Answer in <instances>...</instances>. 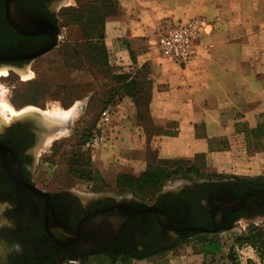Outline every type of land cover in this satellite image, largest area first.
Returning <instances> with one entry per match:
<instances>
[{"label": "rangeland", "instance_id": "1", "mask_svg": "<svg viewBox=\"0 0 264 264\" xmlns=\"http://www.w3.org/2000/svg\"><path fill=\"white\" fill-rule=\"evenodd\" d=\"M55 11L59 37L53 48L33 60L23 62L26 65H16L17 69L0 64V67H5V72L0 73V96L11 107V113L9 108L4 110L5 117L0 112V134L11 126L29 127L25 122L16 121L23 117H34L35 120L29 119V123L34 125L31 127L33 130L37 125L40 129L43 127L41 121H45L46 126H55L52 130L38 132L40 139L31 146L33 157L29 167L32 183L44 192H67L81 202L97 194H112L119 201L133 204L136 199L132 193L117 192L114 186L115 173L120 168L115 165L119 160L116 155L126 156L124 148L111 146L108 139L103 148L91 152L86 147V141L100 111L106 106L113 108L112 120L117 126L116 106L122 101L123 94L117 90V86H120L123 75L136 78V92L140 91L143 96L141 111L147 112L148 83L153 80L148 62L166 59L161 57L156 46L159 24L151 27L146 35H141L137 49L130 53L131 63L119 64L106 44L105 34L103 39L98 37V33L105 28L106 19L118 13L114 0H62L55 5ZM102 45L105 47L102 48ZM138 60L143 61L140 67L136 65ZM131 101L132 107L136 108L134 100ZM53 110L66 115L51 118L50 114H57ZM144 122L137 119V125L145 129L150 141L154 130L150 123ZM260 122L264 124V119ZM3 125L6 126L2 128ZM249 137L248 133L243 134L242 146L236 147L238 159H234L235 163L230 164L229 168L215 167L212 164L217 165L219 161L213 160L212 163L210 156L202 157L194 162L200 175L180 172L164 182L160 193L178 190L186 183L199 182L204 178L251 177L252 174L264 172V131L257 137ZM148 147L151 158L155 155L154 149ZM92 154L97 155L94 160ZM218 158L223 162L229 159L224 156ZM210 168H218L223 173L218 175L207 171ZM82 169L92 170L93 178L82 177ZM105 199L113 200L102 197L91 201ZM144 199L148 205L153 203L152 197ZM5 206L4 203L0 205V225L10 223ZM230 227L223 231L194 234L177 242L173 248L190 255L200 253L201 242H215L219 250L215 254L201 256L203 264H264V217L241 219ZM7 252V246L0 242V263H4ZM171 254H175V251ZM81 259L85 264H110V259L99 253L86 254ZM72 260L77 259L74 257Z\"/></svg>", "mask_w": 264, "mask_h": 264}, {"label": "crops", "instance_id": "2", "mask_svg": "<svg viewBox=\"0 0 264 264\" xmlns=\"http://www.w3.org/2000/svg\"><path fill=\"white\" fill-rule=\"evenodd\" d=\"M116 2L118 13L106 19L104 34L119 64L131 63L130 52L137 49L141 35L157 24L160 27L165 22L199 16L210 24V31L201 35L189 63L180 65L167 59L148 62L153 78L148 115L156 129L150 141L145 129L137 125L131 98L122 96L116 106L117 126L108 141L113 147L124 148L127 154L116 153L119 160L115 158V165L120 168L115 177L118 173L137 175L145 170L148 145L157 159L194 163L210 156L212 161H219L212 164L215 167L229 168L238 159L236 147L242 146L244 130L264 119V0ZM142 62L138 60L136 65L140 67ZM96 156L92 154V160ZM218 156L231 159V163ZM207 171L223 173L218 168ZM250 176L241 178H263L264 172ZM199 252L188 255L172 248L143 259L133 258L131 263L203 264L201 256L206 253ZM72 261L60 264H85L84 260Z\"/></svg>", "mask_w": 264, "mask_h": 264}, {"label": "flooded vegetation", "instance_id": "3", "mask_svg": "<svg viewBox=\"0 0 264 264\" xmlns=\"http://www.w3.org/2000/svg\"><path fill=\"white\" fill-rule=\"evenodd\" d=\"M7 1L0 0V56L28 54L48 46L58 24L55 5L62 0H9V9ZM14 14L24 27L27 26L22 18L25 16L40 18L49 25L40 28L39 33H21L12 25ZM26 61L30 60L3 59L0 64L13 67ZM38 128L33 130L17 125L0 134V142L14 151L21 177L28 183H32L29 167L33 157L31 146L41 135ZM113 202L111 199L90 201L84 206L67 192L50 196L55 213L72 232L87 213ZM3 203L10 218V223L0 225V242L8 248L4 264H27L26 258L36 259L37 264H53L73 256L45 232L44 215L33 198L13 181L0 176V205ZM148 206L160 209L168 222L178 228L195 229L166 228L159 223L154 212L148 211L137 216L143 217L141 222L134 219L126 226L123 248L128 254L161 250L194 234L212 233L215 226L219 230L241 219L264 217V185L241 177L204 178L199 182L186 183L176 191H163L158 194L156 203Z\"/></svg>", "mask_w": 264, "mask_h": 264}, {"label": "water", "instance_id": "4", "mask_svg": "<svg viewBox=\"0 0 264 264\" xmlns=\"http://www.w3.org/2000/svg\"><path fill=\"white\" fill-rule=\"evenodd\" d=\"M9 4L10 1L8 0L7 9H9ZM22 18L27 23L26 27L23 25H16L12 22L13 27L21 33H39L40 28H45L47 25H49L48 22H44L37 17L25 16ZM57 32L58 29L55 26L51 43L38 51L28 54L15 55L13 57L0 56V60H32L56 45ZM23 65H26V63H23ZM14 68L17 69L18 67L14 66ZM29 119H34V117H23L22 119L16 121L25 122L30 128L34 127L32 123H29ZM5 126L6 125H3L2 128ZM37 127L38 126H36L35 130H37ZM0 176L10 179L21 190L28 193L33 198L44 215L45 232L55 243L69 250L77 260L86 254L102 253L106 248H108L109 244L119 233L122 224L126 220L133 217L142 216L148 211L154 212L159 223L166 228L186 230L195 229L178 228L172 225L166 219L165 214L154 206H147L140 209L134 204L128 203L127 201L117 200L112 194H97L82 202L83 205L87 206L91 200H97L102 197H110L114 200V202L107 207L97 208L94 211L87 213L77 223L75 232H72L66 225L65 221L60 218L52 208L49 193L39 189L33 183H28L22 179L20 166L14 151L2 142H0ZM166 191L172 192L176 190L170 189ZM217 230L218 228L215 226L211 231L216 232Z\"/></svg>", "mask_w": 264, "mask_h": 264}, {"label": "trees", "instance_id": "5", "mask_svg": "<svg viewBox=\"0 0 264 264\" xmlns=\"http://www.w3.org/2000/svg\"><path fill=\"white\" fill-rule=\"evenodd\" d=\"M114 1L116 2V0H114ZM116 4H117V2H116ZM104 15H106V14H104ZM108 15H110V14H108ZM98 34H99L98 37L100 39L104 38V30H103V32H99ZM103 45L101 46L102 48L105 47ZM121 77L122 78H121L120 84H119L120 86H117V90L122 91V93H123L122 96H128L132 100H134V104H135L136 112H137V119L141 122L147 121L148 123H150V117L148 115V101L145 103L146 104L145 108H146L147 112L144 113L141 111V106L143 103L142 102L143 96L141 95L140 91L136 92V88H137L136 78H132L129 75H123ZM150 84L151 83H148L149 86H150ZM147 95L150 96V87L148 89ZM148 100H149V98H148ZM150 125H151V123H150ZM152 128H153V130H156V129H154V127H152ZM263 131H264V124L258 123L256 125V127L252 128V129L244 130V133L245 132L248 133V136H250L252 138L255 136L256 137L259 136L260 132H263ZM147 157H148V163H147V167L145 170L141 171L137 175H133V174H129V173H118L115 177V180H114V186L116 187L117 192L132 193L133 198L136 199V202L133 204L140 209L144 208L148 205L145 202V199H144L145 197H148V198L152 197L153 203L155 204L157 201L158 193H160V191H161L162 185L164 184L165 181L170 180L174 175H176L180 172L186 173V174L200 175L199 168L196 165H194V163L191 161H186V160H181V159H175V160L157 159L156 155H154L150 158L149 152L147 154ZM82 170H81L83 172L82 177L87 178V179L93 178L94 173L92 170H90V169H82ZM251 181L258 182L261 185H264V180L262 177H256L255 180H251ZM49 194H50V196H56V195L60 194V192H49ZM142 195L144 196V198L142 197ZM147 195H149V196H147ZM134 219L139 220L141 222L143 220V217H135L133 219L126 220L122 224L119 233L116 235V237L109 244L108 248H106L102 253H99V255L107 256L110 259V264H132L131 259H133V258L134 259H143V258L149 257L150 255H152L154 253L160 252L162 250L164 251V250L172 249L175 246V245H171V246L165 247L161 250H156V251H151V252H138L137 254H128L127 250L123 248L124 247L123 244H124V241H125V238L127 235L126 226ZM229 228H231V227L226 226V227L219 229L218 231L227 230ZM200 250L205 251L206 254H209L210 252L212 253L213 251H215V252L218 251L219 246L216 245L215 242H211V243L206 242V244L204 243L203 246H201ZM65 259H74V257L68 256ZM81 260H83V259H81ZM26 261H27V264H28V262H29V264H37L36 259H33V258L32 259L26 258ZM61 261L62 260L57 261L53 264H60ZM0 264H2V263H0Z\"/></svg>", "mask_w": 264, "mask_h": 264}, {"label": "built area", "instance_id": "6", "mask_svg": "<svg viewBox=\"0 0 264 264\" xmlns=\"http://www.w3.org/2000/svg\"><path fill=\"white\" fill-rule=\"evenodd\" d=\"M210 31V24L199 16L175 22H165L156 32V46L161 57L180 65L191 61L196 44L201 35ZM59 37V35H57ZM111 106L102 109L99 118L86 141V147L92 152L103 148L109 135L115 131ZM72 262H76L73 260Z\"/></svg>", "mask_w": 264, "mask_h": 264}, {"label": "bare ground", "instance_id": "7", "mask_svg": "<svg viewBox=\"0 0 264 264\" xmlns=\"http://www.w3.org/2000/svg\"><path fill=\"white\" fill-rule=\"evenodd\" d=\"M16 19H17V16L14 14V15H13V18H12L11 21H12L14 24H16V25H21V23H20L18 20H16ZM21 26H22V25H21ZM1 72H5V67H0V73H1ZM2 74H3V73H2ZM0 75H1V74H0ZM24 77H25V76H24ZM6 108H7V109L9 108V109H8V111H9L11 107H10V105H9L7 102L3 101V100H2V97L0 96V112L2 113V115L5 114V113H4V110L6 111V110H7ZM8 111H7V112H8ZM53 111H55V110H53ZM9 112L11 113V110H10ZM28 112H29V111H28ZM12 113H13V112H12ZM50 113H51V112H50ZM55 113H57V114H54V112L52 113V115L50 114L51 118H52V117H53V118H57V117L60 118V117H63V116L66 115V114H64V112L62 113V112H56V111H55ZM2 117H5V116L3 115ZM40 124L43 125V127L40 129L41 132H43V131H48V130H52V128L55 127V126L52 127V126H48V125L46 126V122H45V121H44V122L41 121ZM44 126H45V127H44ZM37 129H39V128L37 127ZM40 131H39V132H40Z\"/></svg>", "mask_w": 264, "mask_h": 264}]
</instances>
